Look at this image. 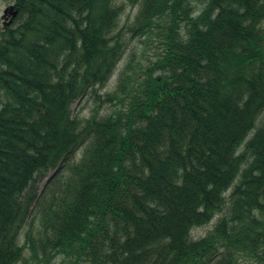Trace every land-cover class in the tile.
Here are the masks:
<instances>
[{
	"label": "trees",
	"instance_id": "1",
	"mask_svg": "<svg viewBox=\"0 0 264 264\" xmlns=\"http://www.w3.org/2000/svg\"><path fill=\"white\" fill-rule=\"evenodd\" d=\"M127 1H13L0 264H264V0Z\"/></svg>",
	"mask_w": 264,
	"mask_h": 264
},
{
	"label": "rangeland",
	"instance_id": "2",
	"mask_svg": "<svg viewBox=\"0 0 264 264\" xmlns=\"http://www.w3.org/2000/svg\"><path fill=\"white\" fill-rule=\"evenodd\" d=\"M13 1L14 0H0V29L2 26V22H1L2 12L5 9L8 2H13ZM117 3L124 5V12L120 18V25L123 26L126 24L127 21H131L134 18V16L137 13V7L130 5L127 0H117ZM133 44L137 45L136 53H137V57L139 60H142L143 58L145 62L147 61L148 58L153 57V54H154L153 49L151 51L150 49L147 50L146 46L140 47L135 41L133 42ZM141 50H143L142 53H141ZM130 52L131 50H128L125 56L122 58V60L118 63L116 69L113 72L112 77L110 78L108 84L102 89V91L109 92L113 90L118 71L126 63ZM92 108H93V102L91 100L88 102L83 100L81 102L74 103L71 107L73 114H79L81 117L89 115ZM218 218H219V215L215 216V218L209 224L202 226V227H197V228L192 229L191 238L198 239L204 236L214 226ZM51 264H70V263L66 259H61L58 257L55 260H53Z\"/></svg>",
	"mask_w": 264,
	"mask_h": 264
},
{
	"label": "water",
	"instance_id": "3",
	"mask_svg": "<svg viewBox=\"0 0 264 264\" xmlns=\"http://www.w3.org/2000/svg\"><path fill=\"white\" fill-rule=\"evenodd\" d=\"M9 9L13 10L14 9V6H11V7L7 8V9H5L4 10L3 17L7 14V12H8ZM15 13L16 12L13 10V12L11 13L12 14V17L15 15Z\"/></svg>",
	"mask_w": 264,
	"mask_h": 264
},
{
	"label": "flooded vegetation",
	"instance_id": "4",
	"mask_svg": "<svg viewBox=\"0 0 264 264\" xmlns=\"http://www.w3.org/2000/svg\"><path fill=\"white\" fill-rule=\"evenodd\" d=\"M5 19H9V17L5 18Z\"/></svg>",
	"mask_w": 264,
	"mask_h": 264
}]
</instances>
